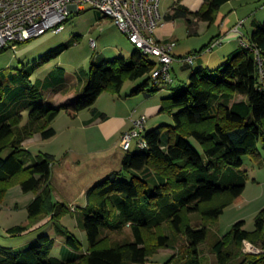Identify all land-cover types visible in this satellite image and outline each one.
Returning a JSON list of instances; mask_svg holds the SVG:
<instances>
[{"label":"trees","instance_id":"obj_1","mask_svg":"<svg viewBox=\"0 0 264 264\" xmlns=\"http://www.w3.org/2000/svg\"><path fill=\"white\" fill-rule=\"evenodd\" d=\"M228 1L208 0L194 12L175 6L167 18H185L193 34L195 23L190 16L210 25ZM247 39L217 67L194 69L187 83L172 88L162 106L172 123L145 131L147 147L126 152L119 171L87 190L86 205L76 218L88 241L82 253L78 252L79 240L58 225L71 211L53 195L55 157L40 152L26 164L22 142L37 133L43 140L52 138L56 131L51 123L60 111L74 116L91 108L102 93H119L127 80L146 76L131 94L157 92L159 85L151 76L157 63L139 49L129 59L92 63L84 71L83 94L62 105L47 103L43 90L67 88L63 69L34 83L31 77L42 61L0 70V201L16 184L23 192L35 193L26 206L29 223L6 231L22 234L49 217L73 250L66 259L51 256L53 240L44 234L38 244L6 250L0 264H145L158 248L178 250L163 264H203L199 246L207 238V225L242 197L247 180V172L241 169L242 156L257 159L258 143L264 151V23L252 29ZM68 45L55 47L43 59L56 57ZM163 132L167 134L165 147ZM7 148L11 152L3 157ZM195 213L197 222L192 217ZM244 224L243 220L235 222L212 244L216 264H264V208L256 214L252 230ZM125 227L132 240L113 241L105 234ZM244 240L260 252H241Z\"/></svg>","mask_w":264,"mask_h":264},{"label":"rangeland","instance_id":"obj_2","mask_svg":"<svg viewBox=\"0 0 264 264\" xmlns=\"http://www.w3.org/2000/svg\"><path fill=\"white\" fill-rule=\"evenodd\" d=\"M222 9L223 10L218 11V22L212 28L213 35L216 34L217 28H220L219 24L221 22V16H226L227 7L225 6V8ZM249 11L252 13H248L249 20L246 22L245 27H247L250 32L252 30V19L257 20L259 24L264 23V0H244L240 9V14L242 15L244 12ZM96 14V10L92 8H87L85 11L79 13L73 12L68 16L62 31L58 33L47 32L28 42L18 43L17 51H14L10 47H6L4 51L0 52V70L9 67L20 68L22 64H30L33 62L40 63V61H42L31 77L33 83L36 79L44 80L51 72L61 68L66 75L68 83L67 88L70 86L69 83L76 80L74 86L76 90L74 92L79 95L87 80L84 71L87 72L92 63L112 60L117 57L129 59L130 56L138 50V48L129 41L127 36L118 29L109 17H103L102 20L99 21V24L96 23ZM101 27L103 28L102 31L100 30ZM245 27L243 26L244 30ZM182 34L183 32L178 30V38L182 36ZM92 39L94 42H92ZM187 39V36L186 38L181 39L179 47L188 48L189 46L192 48L191 50H198L203 44L208 42V36L205 37V33L194 35L191 39ZM62 44L69 45L56 57L47 60L43 59L48 52ZM151 59L156 61L155 57H151ZM214 61L215 59H213L209 68H215L220 64L213 63ZM176 70L180 71L179 69ZM169 71L174 80V72L171 69ZM182 77L183 76H180V80L176 78L172 83L176 86L182 85ZM145 78L146 76L140 77L136 80H127L125 88L121 90V94L125 95L124 89L127 88L129 83H142ZM149 87H153L152 83ZM159 87L160 88L157 92L163 91L165 88L167 89V87ZM43 91L45 101L49 104L56 105L65 100L62 89L58 92H54L52 89H44ZM116 96L117 95H115V97ZM109 98H111L109 93L104 94L100 106L107 108L109 106V104H107ZM176 110L177 109L175 108L174 111ZM111 112L115 111L112 110ZM116 112L124 113L126 110H119ZM168 114L169 112L165 111L161 117H158L157 121H159L160 124L172 123V119L171 117H168ZM24 115L23 123L27 121V113L25 112ZM61 115H65V112H62ZM61 122L62 120L57 122V127L60 131L56 137L50 140H42L41 138H35L34 134L30 139L28 138L25 142L23 141L22 145L25 143L24 148L26 151L24 152V157L26 164H30L33 161V158H35L40 152H52L54 154L55 162L52 168L53 184L56 190V193H53L54 198L60 193L62 195H67V200L70 201L73 198L72 195L82 188L86 181L91 179L96 171L105 169L109 162L107 163L105 162L107 160H104L103 162L105 163H103L100 159L96 158V155L94 157L87 154L79 155L78 150H80V146L74 145L72 142L73 139L71 140L70 137L71 130L73 129L69 131L68 129L62 130ZM160 124H158V126ZM73 127H75V124ZM106 144V142H98L97 146H105ZM135 150V140H133L128 152L132 153ZM257 151L259 154L257 159L253 158L251 155L242 156L241 169L247 172V180L241 199L238 202H233L225 207L223 213L218 217L216 222L207 225V238L199 246L203 264H216L217 257L212 250V244L219 237L225 235L235 222L243 220L245 223L244 228L252 230L254 228V218L256 214L264 208V151L261 147V143H258ZM10 152L11 148H7L3 150L2 156L5 157ZM113 157H116L115 154ZM79 160H81L83 164L89 166L90 169L87 173L81 174L77 170H70L68 168V164H74ZM113 161H115L114 158ZM95 167L96 169H94ZM8 191L0 201V218H6L8 220L7 222L1 221V223L3 222L2 225L8 224L11 226V224H28L29 220L27 218L26 206L33 199L35 193L32 191L23 192L18 184L10 187ZM74 203L78 207V212H73L74 210H72V208L77 209L76 206L67 203L71 212L63 216L60 222H58V225L67 228L79 240L80 250L78 252L82 253V251L87 248L88 241L84 230L78 225L76 218L82 212L83 199L79 198ZM192 217L194 222H197L199 219V215L196 213L193 214ZM48 218L49 217L42 221L43 224L18 235H8L0 228V245L14 247L21 245L23 246L22 249H25L32 244H38L39 237L46 234L51 240H53L50 255L59 259H66V256L68 255L67 249H70V247L66 244L65 236L56 232L53 222L50 220L48 221ZM105 234H107L109 239L113 241L132 240V235L128 227H125L121 232H106ZM31 241H33V243H31ZM255 248L260 252L258 247L255 246ZM156 251L157 252L152 255L145 264H163L171 257V255L177 253L178 250L158 248ZM241 252H243L242 247Z\"/></svg>","mask_w":264,"mask_h":264},{"label":"crops","instance_id":"obj_3","mask_svg":"<svg viewBox=\"0 0 264 264\" xmlns=\"http://www.w3.org/2000/svg\"><path fill=\"white\" fill-rule=\"evenodd\" d=\"M207 1L208 0H159V9L161 14L163 15V22L162 25H160L155 29L154 36L159 41L175 43L173 50L171 52V55L174 58V60L171 64L170 69L174 72L175 79L177 78L180 80V76H183L182 77L183 83L188 82L189 74L193 69L209 68V65L212 63L213 59H215L213 63H222L230 53L239 49L242 45L247 43L248 34L252 31L251 30L249 32L248 28L245 27L246 22L249 20L248 15L252 12L249 11V12H244V14L242 15L240 14V9L241 6L243 5L244 0H231L226 2L220 7L219 11L223 10L222 8H225L226 6L227 13L226 16L225 15L221 16V22L219 24L220 28H217L216 34L214 35L212 34V28L218 22V13L215 20L210 25L205 21L197 20V18H195L194 16H190L192 21L195 23L194 28L196 32L193 34L189 33L188 25L186 23L185 18L182 17L167 18L169 13L171 12V9L175 6L185 8L188 11L194 12L197 11L199 8H201L202 5ZM96 12H97L96 17L98 19V20L96 19V23L99 24V21H101L104 16L98 11ZM251 25H252L251 29H254V27L259 25V23L257 20L252 19ZM243 26L245 27V30L243 29ZM100 30L102 31L103 28L101 27ZM178 30L183 32L182 36H180L181 39H184L187 36L188 37L187 40L191 39V37L194 35H200L205 33V37L208 36V40H207L208 42L203 44L201 48H203L208 43L210 44L209 48L199 52L201 48L198 50H191L192 48H190L189 46L188 48L179 47L181 39L180 37L178 38L177 36ZM216 39H220L221 43L212 46L211 43H213V41H215ZM92 42H94L93 39ZM188 56H192V62L185 60V58ZM176 69H179L180 71ZM174 80L171 77L170 83H162V85L160 84L159 86L163 88L167 87V89L165 88L163 91L155 92L149 96H145L143 93L131 94V91L140 84L139 82L129 83L127 85V88L124 89L125 95H122L121 90L125 88V83H126L125 82L119 93L116 94L109 93L111 98H109V102H107V104H109L107 108H103L100 106V102L104 94L108 93V92H104L97 98L96 102L91 108L84 109L89 111L81 110L77 112L74 116H70L63 110L59 112V114L55 117V119L51 123V125L54 127L56 131L55 135L52 138L56 137V135L59 134L60 130L57 127V122H59V120H62L61 122L62 130L68 129L69 131L73 129L71 130L72 132L70 134V137L71 140L73 139L72 142L74 143V145L80 146V150H78L79 155L87 154V155H91V157H94L96 155V158L100 159L102 162L104 160H107L105 162L107 163L109 162V164L107 167H105V169H101V171H96L94 175H92L91 179L86 181L84 186H82V188H80L75 194L72 193L73 194L72 200L68 201L67 195L65 194L62 195L58 193L55 198L57 201L66 202L69 205L73 204L74 206H76L74 202L80 198L83 199L82 207H84L86 205L87 190L92 185L105 178L111 172L120 170L121 168L120 165L122 164V159L125 155V152L129 151V150L128 151L123 150L120 147L119 142H120L121 134L133 126V122H132L133 119L141 115H145L147 117L145 124V131L152 129L158 126V124H160V122L157 121V119L158 117H161L163 113L166 111L162 109V106L166 105V102H164L163 99L170 96L172 88L177 87L175 84L172 83ZM75 82L76 80L69 83L70 86H68V88L63 90L62 93H64L65 100H63V102H61L60 104H56V105H62L66 102H72L83 94V88L79 95L76 92H74L76 90V88L74 87ZM115 95L117 96L115 97ZM112 110L115 112H111ZM119 110L120 111L126 110V112L124 113L116 112ZM62 112H65V115H61ZM168 117L170 118L171 115L168 114ZM74 124L75 127H73ZM35 138L37 139L41 138L40 134L38 133L35 134ZM161 140L163 147H165L167 144L166 132L162 133ZM98 142L101 143L106 142L107 144L105 146H97ZM24 144L25 143H23V146ZM50 154L54 156L52 152H50ZM114 154L116 157H113ZM113 158L115 159V161H113ZM68 168L70 170H77L81 174L87 173L90 169L89 166L83 164L81 160L77 161L74 164L72 163L68 164ZM94 169H96V167ZM52 176H53V172L51 171V185L53 186L54 189L53 193L54 192L56 193ZM75 211L78 212V207L77 209H74L73 212ZM1 221L7 222L8 220L6 218H0V228L4 230L6 233H7L6 230L8 228L17 225V224H11V226L8 224L2 225L3 222L1 223ZM36 226L37 225H34L32 228H35ZM31 243H33V241H31ZM22 247L23 246L21 245L18 247L0 245V260L4 258V253L6 250L20 251L22 250ZM72 251L73 250L71 248L67 249L68 255H72Z\"/></svg>","mask_w":264,"mask_h":264},{"label":"built area","instance_id":"obj_4","mask_svg":"<svg viewBox=\"0 0 264 264\" xmlns=\"http://www.w3.org/2000/svg\"><path fill=\"white\" fill-rule=\"evenodd\" d=\"M87 8L112 19L144 55L156 58L157 65L151 72L155 84L171 82L169 69L174 60L171 52L175 43L159 41L154 36L155 29L163 22L159 0H0V50L10 47L17 51L18 43L47 32L58 33L64 29L70 14ZM220 43L217 39L212 46ZM185 60L192 62V56ZM146 118L141 115L133 119V126L121 134L119 143L123 150L128 151L133 140L137 149L147 147ZM242 250L258 253L248 240L243 241Z\"/></svg>","mask_w":264,"mask_h":264}]
</instances>
